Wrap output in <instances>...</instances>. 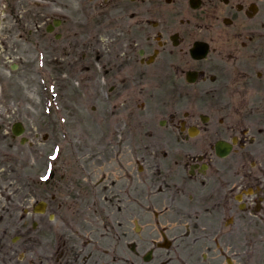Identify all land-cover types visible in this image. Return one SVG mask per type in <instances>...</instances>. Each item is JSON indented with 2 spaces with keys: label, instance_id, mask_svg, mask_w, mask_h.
<instances>
[{
  "label": "flooded vegetation",
  "instance_id": "1",
  "mask_svg": "<svg viewBox=\"0 0 264 264\" xmlns=\"http://www.w3.org/2000/svg\"><path fill=\"white\" fill-rule=\"evenodd\" d=\"M94 4L91 25L61 21L60 60L109 109L90 147L46 134L0 263L264 264V0Z\"/></svg>",
  "mask_w": 264,
  "mask_h": 264
},
{
  "label": "rangeland",
  "instance_id": "2",
  "mask_svg": "<svg viewBox=\"0 0 264 264\" xmlns=\"http://www.w3.org/2000/svg\"><path fill=\"white\" fill-rule=\"evenodd\" d=\"M95 11L94 0H0V138L17 122L30 137L27 143L17 141L8 153L7 149L0 151V232L10 229V242L15 222L32 204L30 182L40 167L35 161L40 158L32 154L46 150V134L54 129L55 138H50L61 143L62 149L79 140L90 147L93 108L102 110L101 115L109 109L90 93L68 88L71 80L64 77L60 60L63 41L47 33L56 20L91 25L97 17ZM60 31L59 25L55 33ZM104 100L106 91L100 96V102ZM49 122L54 128H49ZM28 142L39 144L30 148Z\"/></svg>",
  "mask_w": 264,
  "mask_h": 264
},
{
  "label": "water",
  "instance_id": "3",
  "mask_svg": "<svg viewBox=\"0 0 264 264\" xmlns=\"http://www.w3.org/2000/svg\"><path fill=\"white\" fill-rule=\"evenodd\" d=\"M21 126L20 125H15L14 126V129H13V131H14V133L17 135V136H20L21 134H22V129H18L17 130V128H20Z\"/></svg>",
  "mask_w": 264,
  "mask_h": 264
}]
</instances>
